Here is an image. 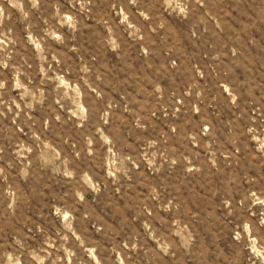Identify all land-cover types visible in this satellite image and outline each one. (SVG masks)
Segmentation results:
<instances>
[{
	"label": "rangeland",
	"instance_id": "1",
	"mask_svg": "<svg viewBox=\"0 0 264 264\" xmlns=\"http://www.w3.org/2000/svg\"><path fill=\"white\" fill-rule=\"evenodd\" d=\"M0 264H264V0H0Z\"/></svg>",
	"mask_w": 264,
	"mask_h": 264
}]
</instances>
